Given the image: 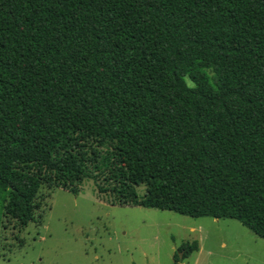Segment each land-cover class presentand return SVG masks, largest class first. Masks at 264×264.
I'll use <instances>...</instances> for the list:
<instances>
[{"label": "trees", "instance_id": "trees-1", "mask_svg": "<svg viewBox=\"0 0 264 264\" xmlns=\"http://www.w3.org/2000/svg\"><path fill=\"white\" fill-rule=\"evenodd\" d=\"M77 134L114 142L140 205L264 238V0H0L5 216L36 219L47 170L79 193Z\"/></svg>", "mask_w": 264, "mask_h": 264}, {"label": "rangeland", "instance_id": "rangeland-1", "mask_svg": "<svg viewBox=\"0 0 264 264\" xmlns=\"http://www.w3.org/2000/svg\"><path fill=\"white\" fill-rule=\"evenodd\" d=\"M57 151L60 163H81L92 178L70 181L76 194L56 188L47 170L27 226L0 205V264H264V238L236 218L140 205L145 185L127 181L113 141L77 134ZM195 241L199 249L183 258L180 247Z\"/></svg>", "mask_w": 264, "mask_h": 264}, {"label": "water", "instance_id": "water-1", "mask_svg": "<svg viewBox=\"0 0 264 264\" xmlns=\"http://www.w3.org/2000/svg\"><path fill=\"white\" fill-rule=\"evenodd\" d=\"M181 257H182V254H181Z\"/></svg>", "mask_w": 264, "mask_h": 264}]
</instances>
